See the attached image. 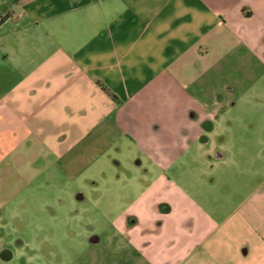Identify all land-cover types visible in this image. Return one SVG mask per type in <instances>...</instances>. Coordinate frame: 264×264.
<instances>
[{
  "label": "crops",
  "instance_id": "1",
  "mask_svg": "<svg viewBox=\"0 0 264 264\" xmlns=\"http://www.w3.org/2000/svg\"><path fill=\"white\" fill-rule=\"evenodd\" d=\"M0 17L4 176L20 178L18 187H73L72 200L90 198L99 222L109 202L91 173L110 178L108 158L120 169L115 157L126 155L137 174L115 172L113 184L139 193L111 223L122 264H264V165L249 189L207 190L221 195L205 203L187 180L227 159L217 121L236 105L238 87L209 79L230 56L264 68V0H0ZM205 118L214 121L211 145L198 139ZM75 208L67 213L80 215ZM4 246L0 260H13Z\"/></svg>",
  "mask_w": 264,
  "mask_h": 264
},
{
  "label": "rangeland",
  "instance_id": "2",
  "mask_svg": "<svg viewBox=\"0 0 264 264\" xmlns=\"http://www.w3.org/2000/svg\"><path fill=\"white\" fill-rule=\"evenodd\" d=\"M230 57L222 63L220 72L217 70L209 79L214 82L211 85L218 88H226L227 83L238 87L236 105L227 108L221 120L217 121L218 133L222 135L217 143L226 151L227 159L215 164L213 168L208 167L200 181L196 178L187 179L188 185L193 188H203L199 190L204 203L208 196L215 201L221 195L208 193L212 189H220L225 195L227 191L249 189L261 177L264 165V68L254 69L251 64L249 66L245 60L239 59L240 56ZM127 158L126 155L115 157V160L119 159L123 163L120 169L115 168L108 158L109 163L107 167L104 166L109 169L108 179H103L98 172L91 173V176H99L97 179L101 181L98 195L109 202L103 201L100 211L103 213V207H107L110 216L99 222L92 219L94 210L93 205L88 204L90 198L80 205L72 200V184L66 188L58 184L60 181L54 180L49 184L46 182L31 187L21 183L18 187L16 183L20 178L13 177L12 173L8 177L4 176L5 171H0V209L5 211V225L0 230V246L9 245L15 251L13 260H0V264H26L28 257L33 255L35 261L31 264H49L51 260L53 264H122V261L128 259L121 253L123 242L111 238L117 230L112 227V219L128 207L125 199H129L126 197L133 199L139 193V189L134 187L123 194L124 191H118V186L113 184L115 172H122L123 178L127 180L137 174L138 166ZM83 188L86 190L89 187ZM90 189H87L89 196L93 194ZM220 197L218 201L224 198L223 195ZM75 207L81 212L80 215L67 213ZM84 207H88V214H83L85 211L82 213ZM66 222L73 225L77 223L80 228L75 226L73 231H67ZM86 224L97 228L102 238L101 244L94 246L90 243L91 230L86 233V228L89 230ZM80 231L85 232L82 239L79 234L83 233ZM23 241L28 242V246L22 245Z\"/></svg>",
  "mask_w": 264,
  "mask_h": 264
},
{
  "label": "flooded vegetation",
  "instance_id": "3",
  "mask_svg": "<svg viewBox=\"0 0 264 264\" xmlns=\"http://www.w3.org/2000/svg\"><path fill=\"white\" fill-rule=\"evenodd\" d=\"M191 116L194 117V119H196V120L199 119V115H198L196 112H194V111H191ZM201 125H202L206 130L203 131V133L200 135V137H199L198 139H199V140L201 141V143H203V144L211 145L212 140H211V138H210L209 133H212V132L214 131V127H215V126H214V121H213L212 119H210V118H205L204 120L201 121ZM189 141H192V139L189 138ZM223 154H224V153H222V150H221L218 146H215V147H214V153H213V156H214V157L220 159V158H223V157H224ZM76 197H77L78 199H82V198L84 199V198H85V196L82 195V193H79V194L77 193V194H76ZM75 209H76V208H75ZM77 210H78V209H76V212H77ZM136 220H137V219H136L135 217H133V218L130 219V223H134V222H136ZM87 227L91 230V232H90V234H89V241H90V243L98 242L99 238L97 237L96 232H95V231L92 232V228H93L94 226H92V224H89ZM21 243H22V242H21ZM9 255H10L11 257H9ZM12 256H13V253H12V251H11L10 246H9V245H8V246H4V249L2 250V257H3V258H7V260H8V257H9V259H10V258H12Z\"/></svg>",
  "mask_w": 264,
  "mask_h": 264
},
{
  "label": "trees",
  "instance_id": "4",
  "mask_svg": "<svg viewBox=\"0 0 264 264\" xmlns=\"http://www.w3.org/2000/svg\"><path fill=\"white\" fill-rule=\"evenodd\" d=\"M4 17H0V25L2 24Z\"/></svg>",
  "mask_w": 264,
  "mask_h": 264
}]
</instances>
